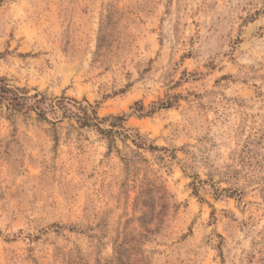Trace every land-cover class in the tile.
Instances as JSON below:
<instances>
[{
	"label": "rangeland",
	"instance_id": "rangeland-1",
	"mask_svg": "<svg viewBox=\"0 0 264 264\" xmlns=\"http://www.w3.org/2000/svg\"><path fill=\"white\" fill-rule=\"evenodd\" d=\"M0 85V264H264V0H0Z\"/></svg>",
	"mask_w": 264,
	"mask_h": 264
},
{
	"label": "trees",
	"instance_id": "trees-1",
	"mask_svg": "<svg viewBox=\"0 0 264 264\" xmlns=\"http://www.w3.org/2000/svg\"><path fill=\"white\" fill-rule=\"evenodd\" d=\"M9 92V89L0 85L1 95H6ZM25 100L28 101L31 99L25 98ZM32 101L33 103L31 105V109L37 111L39 115L45 114V112H47L45 109H40L38 107L41 104H45L46 107H49L51 109L50 112L52 114H55L57 109H62L63 117H66L70 120L74 119L79 128H94L98 132H100L102 136L106 137L110 141H112L115 135L122 134L123 117H109L108 119H99L94 108L86 101L85 104H82L81 102H77L75 100L60 98L52 103H46V99L44 97L38 98L36 96L32 98ZM109 119L113 121L108 124L109 129H102L100 125ZM136 136L138 137V139H140L139 135ZM127 137V135L124 136V138ZM138 146L141 148L142 146H144V143H139Z\"/></svg>",
	"mask_w": 264,
	"mask_h": 264
}]
</instances>
